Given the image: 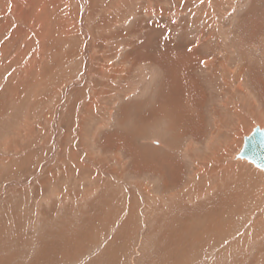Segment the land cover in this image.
Masks as SVG:
<instances>
[{"label": "rangeland", "instance_id": "obj_1", "mask_svg": "<svg viewBox=\"0 0 264 264\" xmlns=\"http://www.w3.org/2000/svg\"><path fill=\"white\" fill-rule=\"evenodd\" d=\"M255 126L264 0H0V264H264Z\"/></svg>", "mask_w": 264, "mask_h": 264}, {"label": "water", "instance_id": "obj_2", "mask_svg": "<svg viewBox=\"0 0 264 264\" xmlns=\"http://www.w3.org/2000/svg\"><path fill=\"white\" fill-rule=\"evenodd\" d=\"M236 157L246 159L264 170V129L255 126L249 134L245 135Z\"/></svg>", "mask_w": 264, "mask_h": 264}, {"label": "crops", "instance_id": "obj_3", "mask_svg": "<svg viewBox=\"0 0 264 264\" xmlns=\"http://www.w3.org/2000/svg\"><path fill=\"white\" fill-rule=\"evenodd\" d=\"M181 90V89H180ZM183 90V92L184 91H186V92H184L185 94H186V98H183L185 95L183 94V92H181ZM181 91H180V93H182L181 95H179L175 100H172V102H173V104L175 103L176 104V112H178V118L177 119H180L181 121H182V117L180 116V113L181 112H183L184 111V109H183V107H184V105L185 106H191L194 102L193 101H195V99L193 98V95L191 94V97H190V95L188 94V90L189 89H185V88H183ZM179 92V91H178ZM178 92H177V94H178ZM188 94V95H187ZM180 98H182V99H180ZM181 100H183L184 101V103L181 101ZM186 100V101H185ZM162 102H164V103H166V100L165 101H162L161 99H160V102H158L157 103V105H159V104H162ZM172 102H170V100H168V102H167V104H172ZM182 103V104H181ZM156 105V106H157ZM181 105H183V107L181 106ZM182 107V108H181ZM160 112V111H159ZM243 161V160H242Z\"/></svg>", "mask_w": 264, "mask_h": 264}, {"label": "bare ground", "instance_id": "obj_4", "mask_svg": "<svg viewBox=\"0 0 264 264\" xmlns=\"http://www.w3.org/2000/svg\"><path fill=\"white\" fill-rule=\"evenodd\" d=\"M45 4V3H44ZM38 9V8H37ZM9 12V11H8ZM187 82V81H186ZM188 83V82H187ZM183 88H185V86H183ZM181 91V90H180ZM172 92V91H171ZM181 92H183V90L181 91ZM184 92H186V91H184ZM177 94V93H176ZM182 94V93H181ZM185 95V94H184ZM187 97V96H186ZM180 99H182V98H180ZM183 103H184V101L183 100H181ZM186 101V100H185ZM182 104V103H181ZM158 106V105H157ZM182 107H183V105H181ZM181 107V108H182ZM169 111L171 112L172 110H174V112H173V115H177L178 114V112H176V104L174 103V105L171 107L170 105H169ZM184 109V108H183ZM184 112V111H183ZM169 114V113H168ZM262 129H264V128H262ZM243 143V142H242ZM221 146V145H220ZM242 146V145H241ZM241 148V147H240ZM238 152V151H237ZM237 152L233 155V158L234 159H243V158H237L236 157V154H237ZM246 160V159H245ZM256 167V166H255ZM258 168V167H257ZM261 169V168H260ZM201 170V169H200ZM257 170V169H256ZM263 170V169H262ZM262 170H259L258 172L259 173H261L262 175H263V177H264V171L262 172ZM205 191V190H204Z\"/></svg>", "mask_w": 264, "mask_h": 264}]
</instances>
